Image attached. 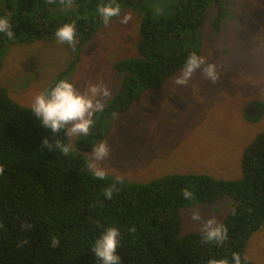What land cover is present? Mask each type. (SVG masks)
<instances>
[{
	"label": "trees",
	"instance_id": "1",
	"mask_svg": "<svg viewBox=\"0 0 264 264\" xmlns=\"http://www.w3.org/2000/svg\"><path fill=\"white\" fill-rule=\"evenodd\" d=\"M109 2L74 0L66 9L59 0H0V17L10 20L14 32L13 39L0 33V54L11 41L54 39L65 23L75 22L77 35L88 40L102 23L97 6ZM115 2L140 14L138 54L112 64L123 74L120 87L95 114L91 133L79 136L67 156L48 151L42 141L69 144V137L42 127L32 107L14 101L0 85V165L5 170L0 175V264H101L92 248L109 227L120 232L121 264H234L233 253L240 255L241 264H261L243 251L264 222V131L243 148L237 179L202 172L171 173L148 182L123 179L112 199L104 197L116 177L96 178L85 156L103 137L101 122L127 111L143 90L160 89L192 53L199 55V29L209 6V0H175L165 15L156 11L164 7L163 0ZM218 14L215 27L224 17L220 7ZM74 59L46 89L61 80ZM256 103L259 112L253 118L263 112L262 103ZM185 188L194 193L192 200L183 197ZM224 196L231 198L232 208L221 222L228 236L222 245L203 244L201 231L181 234V208ZM53 236L60 241L55 248L50 246Z\"/></svg>",
	"mask_w": 264,
	"mask_h": 264
},
{
	"label": "rangeland",
	"instance_id": "2",
	"mask_svg": "<svg viewBox=\"0 0 264 264\" xmlns=\"http://www.w3.org/2000/svg\"><path fill=\"white\" fill-rule=\"evenodd\" d=\"M218 1L209 0L199 29L198 56L216 65L220 79L212 83L197 70L187 86H178L175 79L181 70L160 89L143 90L127 111L102 121L103 137L96 145L107 141L109 146L110 156L101 164L107 176L133 182L175 172H202L225 179L241 176L243 148L264 131V0ZM163 2L160 9L168 15L175 0ZM219 7L224 17L215 27ZM129 13L132 19L127 24L114 17L108 26L102 22L88 40L77 35L75 49L56 38L6 43L0 54V85L14 101L32 107L35 96L77 57L61 79L81 93L89 84L102 83L111 91L105 105L123 76L112 64L138 54L140 14L121 7V17ZM256 102L262 103L263 112L253 118L259 112ZM78 138L69 137L70 144L74 146ZM92 150L85 153L88 162ZM197 208L203 220L214 216L221 223L232 200L224 196L213 203L181 208V234L201 231L203 221L190 218ZM243 253L264 264V222L251 234Z\"/></svg>",
	"mask_w": 264,
	"mask_h": 264
},
{
	"label": "clouds",
	"instance_id": "3",
	"mask_svg": "<svg viewBox=\"0 0 264 264\" xmlns=\"http://www.w3.org/2000/svg\"><path fill=\"white\" fill-rule=\"evenodd\" d=\"M57 0H47V3L54 4ZM74 0H59V4L66 9H70ZM157 13L161 11L159 6L156 8ZM97 13L102 18L105 26H108L114 17H120L122 24H127L131 19V14H124L121 17V6L110 0L107 4L97 6ZM0 33L5 34L9 39L14 38L12 24L6 17H0ZM56 40L61 44H67L70 48L75 49L79 42L75 22L65 23L55 32ZM200 70L205 79L216 83L220 79V73L213 63H208L206 58L192 53L186 60L181 75L175 79L178 86H187L196 73ZM111 95L110 89L102 83L89 84L85 92L78 91L74 84L68 80L61 79L50 89H46L35 96L32 103L31 112L38 119L42 127L50 129L53 134L64 132L67 137L87 136L94 127V116L97 112L104 109V100ZM48 151H59L65 156L72 150V145L62 144L59 140L50 143L47 138L42 141ZM43 149V148H42ZM110 156V149L107 141L100 142L96 145L91 153L88 163L89 169L93 175L104 180L107 176V170L101 166ZM4 167L0 165V175L4 173ZM124 180L116 177L115 182L104 191L106 199H112L114 192H118L117 185H122ZM182 195L186 200H192L194 193L188 188L182 190ZM191 220L203 221L201 224L202 243H214L222 245L227 239V228L219 223L213 216L203 220L199 209L192 211ZM24 228H30V225H22ZM135 231V228L129 229ZM120 244V232L115 227H109L100 238L95 241L92 252L95 257L101 261V264H121V258L117 254V248ZM60 245L57 237L50 239V246L55 248ZM232 259L234 264H241V257L238 253H233ZM246 259V258H245ZM208 264H228L226 260H210Z\"/></svg>",
	"mask_w": 264,
	"mask_h": 264
},
{
	"label": "crops",
	"instance_id": "4",
	"mask_svg": "<svg viewBox=\"0 0 264 264\" xmlns=\"http://www.w3.org/2000/svg\"><path fill=\"white\" fill-rule=\"evenodd\" d=\"M225 147H226L227 149H230V148H229V145H226ZM175 173H178V172H175ZM187 173H189V172H187Z\"/></svg>",
	"mask_w": 264,
	"mask_h": 264
},
{
	"label": "bare ground",
	"instance_id": "5",
	"mask_svg": "<svg viewBox=\"0 0 264 264\" xmlns=\"http://www.w3.org/2000/svg\"><path fill=\"white\" fill-rule=\"evenodd\" d=\"M258 109V108H257Z\"/></svg>",
	"mask_w": 264,
	"mask_h": 264
}]
</instances>
